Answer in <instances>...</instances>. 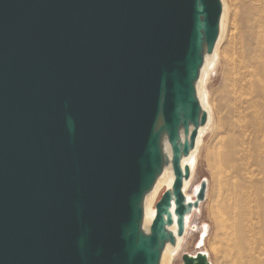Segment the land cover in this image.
<instances>
[{
    "label": "water",
    "instance_id": "95a60500",
    "mask_svg": "<svg viewBox=\"0 0 264 264\" xmlns=\"http://www.w3.org/2000/svg\"><path fill=\"white\" fill-rule=\"evenodd\" d=\"M220 15V0H0V264H159L173 214L183 233L180 128L197 129ZM164 140L175 179L145 231Z\"/></svg>",
    "mask_w": 264,
    "mask_h": 264
},
{
    "label": "bare ground",
    "instance_id": "6f19581e",
    "mask_svg": "<svg viewBox=\"0 0 264 264\" xmlns=\"http://www.w3.org/2000/svg\"><path fill=\"white\" fill-rule=\"evenodd\" d=\"M249 12L251 32L244 44L235 47L236 55L230 64L234 74L236 89L234 131L227 134L221 142L220 155L229 162L228 167L236 179L228 188L227 199L222 205L226 218V228L232 238L230 249L232 264H264V0H241ZM221 15L219 32L212 51L204 48V60L199 76L195 81L196 97L201 114L197 120V129L190 123L185 132L180 128V169L182 173V193L188 206L183 219V233L178 234L177 215L173 214L172 224H166V230L174 234L175 241L166 240L159 264H172L178 255L190 226L192 215L198 211L196 196L198 188L191 194L187 192L193 179L196 155L206 131L212 129L213 110L208 100L206 85L212 77L218 63L220 50L226 37L230 12L229 0H220ZM249 28V30H250ZM231 73V72H230ZM183 145L187 151H183ZM164 166L152 189L144 197L142 227L148 231L155 215V203L163 189H171L175 179L172 165L171 145L164 140L162 144ZM205 196L207 180L205 183ZM199 202V200H198ZM189 204H191L189 206ZM174 205H172L173 209ZM193 231V230H192ZM206 225L199 229L195 253H186L196 257L201 253L208 264V254L201 248L207 234Z\"/></svg>",
    "mask_w": 264,
    "mask_h": 264
},
{
    "label": "rangeland",
    "instance_id": "374dc122",
    "mask_svg": "<svg viewBox=\"0 0 264 264\" xmlns=\"http://www.w3.org/2000/svg\"><path fill=\"white\" fill-rule=\"evenodd\" d=\"M230 12L227 25L226 37L223 41L216 69L209 79L206 89L208 100L213 110V127L204 134L199 150L196 155V165L193 179L187 192L191 194L197 190L199 193L202 183H206V196L199 201L198 211L191 219L190 226L181 249L172 264H183L184 253H195L198 251L197 241L200 237L199 229L206 225L208 231L201 248L208 254L212 264H232L230 249L233 248L232 238L226 228V218L223 214L222 205L227 199L228 188L236 179L228 167L229 162L222 155L221 142L226 139L229 132L234 131L236 89L234 74L231 70L230 61L237 53L235 47L246 42V37L251 32L249 12L247 5L241 0H229ZM250 28V30H249ZM231 72V73H230ZM205 189V188H204ZM163 189L158 197H161ZM205 192V190H204ZM157 199V200H158ZM197 200V196L195 198Z\"/></svg>",
    "mask_w": 264,
    "mask_h": 264
}]
</instances>
